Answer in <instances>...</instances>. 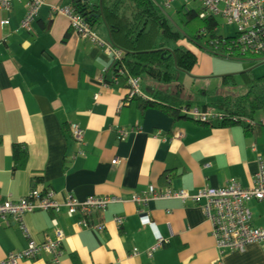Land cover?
<instances>
[{"label":"crops","instance_id":"1","mask_svg":"<svg viewBox=\"0 0 264 264\" xmlns=\"http://www.w3.org/2000/svg\"><path fill=\"white\" fill-rule=\"evenodd\" d=\"M27 2L0 8V200H20L35 188L51 191L60 204L69 197L119 201L85 219L86 226L66 207L28 213L21 222L0 219V262L31 241L43 242L57 223L65 235L61 264H264V242L219 253L203 201H132L150 186L194 194L234 179L252 187L264 158V113L245 127L217 119L176 123L160 109L142 110L125 78L111 80L115 47L105 25L94 29L98 42L84 39L57 11L73 0H44L31 26L22 29ZM244 69L241 62L199 52L190 74L208 87L214 81L226 88L225 77L235 81ZM72 125L85 130L81 147ZM179 126L188 130L185 141L174 137ZM122 128L129 131L125 139L117 133ZM115 159L122 163L114 165ZM248 207L253 225L264 228V202L252 200ZM141 211L153 226L141 225ZM158 236L163 246L149 255ZM50 258L42 253L19 264H51Z\"/></svg>","mask_w":264,"mask_h":264},{"label":"trees","instance_id":"2","mask_svg":"<svg viewBox=\"0 0 264 264\" xmlns=\"http://www.w3.org/2000/svg\"><path fill=\"white\" fill-rule=\"evenodd\" d=\"M172 2L166 7L164 0L159 3L154 0H102L99 6L91 8L92 1L73 0L71 7L93 29L105 25L113 46L122 52V58L112 64L113 82L123 77L128 84L130 78H139L141 86L144 77L147 79L151 95L132 97L142 110L160 109L173 117L176 123L200 124L202 121L189 114L194 108L212 112L210 119L202 123L204 125L213 119L221 121L222 125L243 123L245 127L255 122L256 116L264 113V75L254 78L247 71L243 72L247 91L238 96H223L218 102L221 110L217 111L212 104H194L171 97L170 91L174 87L179 92L184 90L185 86L179 82L180 72L190 74L199 52L244 65L264 63V29L258 33V46L247 45L240 41L238 26L229 25L222 16L229 26L235 27L236 32L221 35L217 18L221 15L209 13L201 1L198 9H183L185 18L181 19L179 26L171 21L167 12ZM183 42L195 48H188L182 45ZM225 81L226 84H235L234 79L227 76ZM128 88L131 90L129 84ZM141 91L144 94L142 88Z\"/></svg>","mask_w":264,"mask_h":264},{"label":"built area","instance_id":"3","mask_svg":"<svg viewBox=\"0 0 264 264\" xmlns=\"http://www.w3.org/2000/svg\"><path fill=\"white\" fill-rule=\"evenodd\" d=\"M14 0H0L1 9H9ZM172 0H164L166 7L170 6ZM208 8L209 13L223 16L229 25L238 26L241 32L240 41L247 45H259V32L264 29V0H199ZM44 4V0H28L27 15L21 22L22 29H28L38 15V9ZM57 11L65 14L71 21V27L82 38L92 42H98L92 26L78 13L74 12L73 7L57 8ZM3 21L2 24H8ZM114 60L122 58V52L117 48H112ZM122 73V71L120 72ZM128 84L131 88L130 98L134 96L144 97L141 91L140 79L130 78ZM185 113H188L184 110ZM210 109L201 111L194 108L189 114L202 122H207L212 116ZM119 139H125L129 134L127 129H117ZM71 134L75 142L81 147L83 145L85 130L79 125L71 126ZM185 141L188 137L186 127L179 126L175 136ZM114 165L122 163L115 159ZM259 169L255 175L254 185L249 188L243 187L239 182L232 179L222 188H205L194 194L185 190H172L160 192L154 186H150L147 195L137 196L132 199L134 203L145 204L150 200L177 199L183 202L192 200L195 203L204 202V210L208 221L212 224L213 236L220 254L242 251L248 245L264 242V228L253 225L251 211L248 203L252 200L264 202V158H260ZM116 198L91 197L85 201H79L69 197L63 204L58 203L53 198V193L42 192L32 189L27 197L20 200H0V219L10 222H21L28 213L39 211L61 212L66 207L67 214L72 217L74 214L81 215L80 225L86 226L85 219H89L95 213L105 211L112 203H116ZM141 225L143 227L153 226V222L148 214L140 212ZM118 224H122L123 218L116 219ZM53 234L48 235L43 242L31 241L29 245L19 252L10 253L0 264H19L24 259L37 258L42 253L51 256V264H61L62 242L65 238L64 233L57 228L55 223ZM95 228L103 229L97 225ZM163 246L161 237H157L156 244L148 251L152 255L157 249ZM134 254L139 255L138 249H134Z\"/></svg>","mask_w":264,"mask_h":264},{"label":"rangeland","instance_id":"4","mask_svg":"<svg viewBox=\"0 0 264 264\" xmlns=\"http://www.w3.org/2000/svg\"><path fill=\"white\" fill-rule=\"evenodd\" d=\"M154 1L156 3L160 2V0ZM200 6L201 3L199 1L194 2L191 0H173L171 7L167 10V12L171 18V21L180 26L181 19L185 18L183 9H198ZM217 18L220 23L219 34L224 36L235 34V27L229 26L222 16H217ZM101 27L103 26L101 25ZM182 45H185L188 48H195V46L186 42H183ZM244 66V70L254 78L264 75V63H257L255 65L245 63ZM235 78V84H229L226 86V88H223L222 85H215L214 81L211 82L212 85L208 87L207 82H205L203 78L194 77L192 74L180 72L179 82L185 86V89L182 92H179L176 91L175 87L172 88L170 91L171 97L175 96V98L177 97L179 100L191 101L194 104L209 103L213 105L215 110H219L218 102L222 100L223 96L228 94L238 96L244 94L247 91V84L244 76L242 74H238ZM146 80L147 79L144 77V80L141 81V88L146 93H149ZM204 92L206 95H204Z\"/></svg>","mask_w":264,"mask_h":264},{"label":"water","instance_id":"5","mask_svg":"<svg viewBox=\"0 0 264 264\" xmlns=\"http://www.w3.org/2000/svg\"><path fill=\"white\" fill-rule=\"evenodd\" d=\"M88 1H92L91 8L99 6L102 2V0H88Z\"/></svg>","mask_w":264,"mask_h":264}]
</instances>
